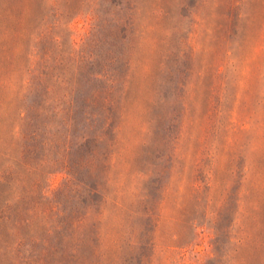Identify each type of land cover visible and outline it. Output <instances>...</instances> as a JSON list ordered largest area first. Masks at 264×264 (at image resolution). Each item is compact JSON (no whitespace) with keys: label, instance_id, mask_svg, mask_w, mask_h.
I'll return each instance as SVG.
<instances>
[{"label":"rangeland","instance_id":"1","mask_svg":"<svg viewBox=\"0 0 264 264\" xmlns=\"http://www.w3.org/2000/svg\"><path fill=\"white\" fill-rule=\"evenodd\" d=\"M0 264H264V0H0Z\"/></svg>","mask_w":264,"mask_h":264}]
</instances>
